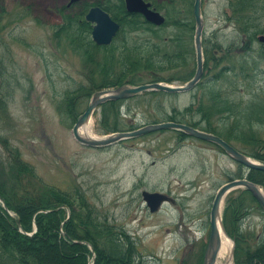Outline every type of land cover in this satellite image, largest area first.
Here are the masks:
<instances>
[{"label":"rangeland","instance_id":"374dc122","mask_svg":"<svg viewBox=\"0 0 264 264\" xmlns=\"http://www.w3.org/2000/svg\"><path fill=\"white\" fill-rule=\"evenodd\" d=\"M167 1L159 0L163 4ZM231 1L203 0V38L216 40L225 49L230 47L233 51L227 58L242 45V30L248 16L237 13L229 19ZM66 2L0 0V101L3 100L0 102V180L7 189L14 187L18 193L38 183V178L64 190L77 185L85 190L101 217L124 227L132 235L147 264H199V254L205 251L209 241L213 198L218 188L234 176L239 164L213 144L194 137L180 141L170 130L123 140L106 148L79 143L72 133L73 122L59 115L56 108L63 92L84 80L80 55L73 53L64 40V44L58 43L53 37L56 26L63 21L59 9ZM257 2L264 8V2ZM240 6L236 5L232 11H245ZM161 12L166 15L165 10ZM256 23L264 27V16ZM164 31L168 35L174 30L168 27ZM252 47L251 56L260 42L254 39ZM260 67L264 69V60ZM182 70L168 69L162 73L169 77ZM200 91L154 99L146 96L141 99L143 102L132 101L134 121L143 124L145 115L153 119L156 114H172L173 108L183 110L200 97ZM236 91L237 97L242 94L247 99V89L237 86ZM128 103L123 106V112L128 109ZM99 118L100 111L89 127L92 133L103 135L97 130ZM252 132V138L264 136V127H255ZM7 138L34 167L35 178L22 174L17 179L18 174L11 169L1 142ZM247 145L255 148L258 143ZM143 190L166 192L176 202L165 203L160 211L151 213L142 197ZM244 227L260 231L264 227V214L253 210ZM40 243L38 254L44 256V250L49 248ZM43 244H49L47 239ZM59 252L62 255L61 248ZM69 260L73 264L80 262L75 258ZM225 260L219 257L217 264Z\"/></svg>","mask_w":264,"mask_h":264},{"label":"trees","instance_id":"16d2710c","mask_svg":"<svg viewBox=\"0 0 264 264\" xmlns=\"http://www.w3.org/2000/svg\"><path fill=\"white\" fill-rule=\"evenodd\" d=\"M257 1L233 0L231 3L233 9L241 5V10H245L237 12L235 9L233 15L248 14L242 31L251 38L264 32V27L256 23L264 16ZM95 4L108 11L121 28L110 45L100 46L91 38L92 24L85 20V13L93 4L83 1L76 9L65 6L60 10L63 21L56 26L53 37L58 43L64 40L73 53L80 55L84 80L74 89L63 92L56 104L59 115L75 123L86 108H83L84 104L95 91L103 88L125 83L187 81L192 77L195 71L193 0H170L165 4L153 0L157 9L166 11L167 20L160 27L147 21L142 14L128 12L124 0H101ZM168 27L174 31L165 35L164 30ZM221 48L216 40H204L207 74L197 86L201 90L200 97L183 110L173 108L172 114H156L153 119L145 115L144 123L162 119L186 123L220 135L242 152L264 163V136L251 137L255 127H264V69L260 67L264 60V43L253 56L248 52H235L227 58L233 51L230 47L217 56L215 50L222 51ZM168 69L183 70L165 77L162 72ZM257 82L261 84L256 85ZM237 86L247 89V99L242 94L236 96ZM170 95L164 91H145L129 100L108 101L100 107L97 130L110 133L135 129L140 124L134 121L135 112L132 113L130 108L132 101L143 102L141 99L146 96L154 99ZM127 102L128 109L123 112L122 107ZM173 132L180 141L188 138L182 132ZM1 142L11 169L18 174L17 179L22 174L35 178L34 167L23 159L20 149L13 146L8 138L1 139ZM255 142L258 143L255 148L247 145ZM233 175L230 179L246 175L264 188L263 170H248L239 164ZM37 180L38 183L28 185L22 193L14 187L7 189L5 182L0 180V197L8 207L5 209L0 202V264H73L69 260L71 258H78L79 264H89L92 251L88 243L94 248V264H147L133 237L123 227L101 217L84 190L78 186L64 190L39 178ZM253 210L264 214L248 189L239 188L226 197L223 222L235 240V264L264 261V227L258 232L255 228L244 227L245 219ZM18 223L26 232H33L35 225L37 230L30 236L20 231ZM46 239L48 245L43 244ZM39 243L54 250L46 249L44 256L39 255ZM199 260L201 264L202 255Z\"/></svg>","mask_w":264,"mask_h":264},{"label":"water","instance_id":"95a60500","mask_svg":"<svg viewBox=\"0 0 264 264\" xmlns=\"http://www.w3.org/2000/svg\"><path fill=\"white\" fill-rule=\"evenodd\" d=\"M76 1L79 0H71V2ZM125 4L129 12H139L143 14L148 21L156 25H162L165 22V16L162 15L159 11L150 8V2H147L145 0H125ZM194 16L196 21L194 44L196 49L197 62V68L194 76L182 85H170L162 82H154L141 85L123 84L118 87L106 88L96 91L92 95V98L86 110L78 117L74 125L73 134L77 141L87 146L106 147L116 144L123 139L139 137L158 130L174 129L182 131L187 135L215 143L219 145L228 154V156H230L235 161L245 165L250 169H258L264 171V163H261L253 159L252 157L242 153L221 136L211 132L200 130L184 123L174 121L151 123L132 131H118L103 136H93L89 133L84 132V128L88 126L95 110L101 104L107 101L131 98L143 93L144 91L150 90H161L169 93L186 92L193 89L197 85L204 73V54L202 43L204 18L202 14V0L194 1ZM86 20L93 24L92 38L98 45H109L120 28L119 23L115 21L111 17V15L100 6L92 7L86 14ZM260 40L264 41V35L260 36ZM250 43L251 41L249 39H244V43L239 48V50L246 51L250 46ZM241 187L247 188L249 191H251L264 211V189L259 184L247 179L246 177L233 179L223 184L217 191L212 203L210 211V239L206 249L203 264H216L217 262L222 242L220 227L222 231L226 235H228L222 221L223 203L228 193ZM142 195L146 200L150 211L152 212L158 211L163 202L174 201L173 198L169 197L163 192H150L144 190L142 192ZM90 247L93 250V247L91 245ZM233 261L234 247L231 251L228 262H226L225 264H230Z\"/></svg>","mask_w":264,"mask_h":264},{"label":"bare ground","instance_id":"6f19581e","mask_svg":"<svg viewBox=\"0 0 264 264\" xmlns=\"http://www.w3.org/2000/svg\"><path fill=\"white\" fill-rule=\"evenodd\" d=\"M84 132L93 134L88 126L84 128ZM221 235H222V243L219 252V257L228 259L231 254L232 240L226 234H224L222 229H221Z\"/></svg>","mask_w":264,"mask_h":264},{"label":"flooded vegetation","instance_id":"af4514ba","mask_svg":"<svg viewBox=\"0 0 264 264\" xmlns=\"http://www.w3.org/2000/svg\"><path fill=\"white\" fill-rule=\"evenodd\" d=\"M69 1H70V0H67V2H66V5L69 3ZM72 5H73V4H72ZM72 5H71L70 7H72V8H73L74 6H72Z\"/></svg>","mask_w":264,"mask_h":264}]
</instances>
